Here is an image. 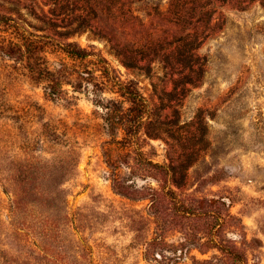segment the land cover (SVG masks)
<instances>
[{
	"label": "rangeland",
	"instance_id": "374dc122",
	"mask_svg": "<svg viewBox=\"0 0 264 264\" xmlns=\"http://www.w3.org/2000/svg\"><path fill=\"white\" fill-rule=\"evenodd\" d=\"M0 264H264V0H0Z\"/></svg>",
	"mask_w": 264,
	"mask_h": 264
}]
</instances>
